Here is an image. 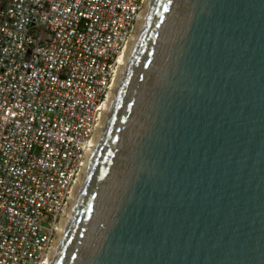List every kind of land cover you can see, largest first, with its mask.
Returning a JSON list of instances; mask_svg holds the SVG:
<instances>
[{"label": "water", "instance_id": "obj_1", "mask_svg": "<svg viewBox=\"0 0 264 264\" xmlns=\"http://www.w3.org/2000/svg\"><path fill=\"white\" fill-rule=\"evenodd\" d=\"M41 264H264V0H143Z\"/></svg>", "mask_w": 264, "mask_h": 264}, {"label": "built area", "instance_id": "obj_2", "mask_svg": "<svg viewBox=\"0 0 264 264\" xmlns=\"http://www.w3.org/2000/svg\"><path fill=\"white\" fill-rule=\"evenodd\" d=\"M143 0H0V264H41Z\"/></svg>", "mask_w": 264, "mask_h": 264}]
</instances>
